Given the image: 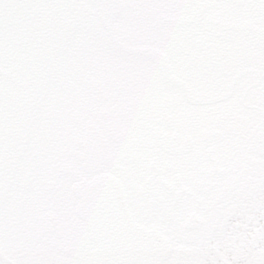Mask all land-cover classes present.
I'll return each mask as SVG.
<instances>
[{"label":"snow or ice","instance_id":"snow-or-ice-1","mask_svg":"<svg viewBox=\"0 0 264 264\" xmlns=\"http://www.w3.org/2000/svg\"><path fill=\"white\" fill-rule=\"evenodd\" d=\"M0 264H264V0H0Z\"/></svg>","mask_w":264,"mask_h":264}]
</instances>
